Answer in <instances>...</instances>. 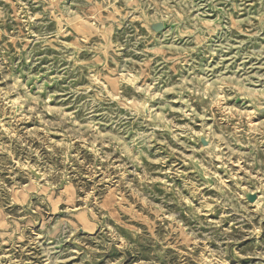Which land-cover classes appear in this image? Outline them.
<instances>
[{
    "label": "rangeland",
    "instance_id": "1",
    "mask_svg": "<svg viewBox=\"0 0 264 264\" xmlns=\"http://www.w3.org/2000/svg\"><path fill=\"white\" fill-rule=\"evenodd\" d=\"M0 264H264V0H0Z\"/></svg>",
    "mask_w": 264,
    "mask_h": 264
}]
</instances>
